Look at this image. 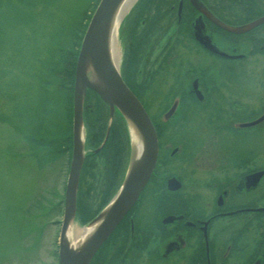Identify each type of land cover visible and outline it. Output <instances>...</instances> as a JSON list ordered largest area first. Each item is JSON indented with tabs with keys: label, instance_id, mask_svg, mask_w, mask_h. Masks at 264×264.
<instances>
[{
	"label": "flooded vegetation",
	"instance_id": "af4514ba",
	"mask_svg": "<svg viewBox=\"0 0 264 264\" xmlns=\"http://www.w3.org/2000/svg\"><path fill=\"white\" fill-rule=\"evenodd\" d=\"M167 1L143 9L147 21L139 22L143 25L135 42L127 35L120 65L123 82L155 129L156 162L137 201L90 264H264V142L260 150L234 151L229 157L223 153L219 163L202 164L197 173L185 164L178 173L166 169L173 154L189 144L186 157L191 161L198 151L222 152L216 137L250 139L253 129L264 132V66L250 68L251 74L238 66L255 58L264 63V23L232 34L188 0ZM198 1L232 27L264 16V0ZM199 16L204 34L225 56L207 51L194 39L191 25ZM243 78L250 83H239ZM255 121V127L243 126ZM192 138L198 139L197 147ZM173 139L179 147L171 149ZM100 156L87 166L90 173L81 170L78 185L79 201L83 179L93 174L100 178L103 199L85 204L93 213L121 171L117 167L106 179L107 159ZM169 180L177 186L170 187Z\"/></svg>",
	"mask_w": 264,
	"mask_h": 264
},
{
	"label": "rangeland",
	"instance_id": "374dc122",
	"mask_svg": "<svg viewBox=\"0 0 264 264\" xmlns=\"http://www.w3.org/2000/svg\"><path fill=\"white\" fill-rule=\"evenodd\" d=\"M138 1L130 7L125 17L131 13ZM91 2L92 0L0 2V264H57L68 165L66 161H59L44 163L39 167L37 158L44 150H32L25 144L23 127L26 119L25 116L18 115L22 108L33 106L34 76L41 61L55 49L56 43L68 41L69 31L78 15L82 10L89 9L88 4ZM129 24L130 17L125 18L119 32L117 30L119 68L124 56ZM154 24L156 27L159 23ZM142 25L137 23L134 26V35L131 36L134 42ZM238 66H243L245 72L251 74V69L262 68L264 63L255 58L247 59ZM238 82L250 83L247 78ZM155 109V105L151 106L149 112L152 113ZM256 123L257 121L243 126L255 127ZM196 132L199 131L196 129ZM253 133L250 139L241 136L232 140L216 137V147L223 149L222 152L200 154L198 151L191 161L186 157L191 147L189 144L187 149L173 154V163L167 164L166 169L178 173L177 169L185 164L186 170L192 169L197 173L203 165L219 163V155L223 156V153L229 157L248 148L260 150L264 142V132L255 128ZM194 141L195 139L192 140ZM169 142V148L179 147L177 139ZM194 143L193 147H197V138ZM206 147L210 146L206 143ZM128 154L129 151L127 158ZM88 172L90 173L86 170L84 174ZM100 183L96 174L83 179L81 203L93 205L98 199H103ZM148 190L149 187L147 196ZM87 225L88 223H81L76 218L68 234L72 236L76 230L81 233ZM78 240L79 236L75 241Z\"/></svg>",
	"mask_w": 264,
	"mask_h": 264
},
{
	"label": "water",
	"instance_id": "95a60500",
	"mask_svg": "<svg viewBox=\"0 0 264 264\" xmlns=\"http://www.w3.org/2000/svg\"><path fill=\"white\" fill-rule=\"evenodd\" d=\"M188 1L196 11L228 33L242 34L264 23L263 16L245 25L232 27L214 18L198 0ZM121 2L122 0H98L83 32L76 55L72 89L71 153L63 193L57 264H90L98 249L137 201L156 162L157 139L154 127L140 102L123 82L118 62L114 63L110 56L109 30ZM125 16L126 14L117 26L116 36ZM200 19L199 16L191 25L194 39L207 51L225 56L210 43L203 32L204 25ZM87 90L94 92L107 106L109 120L114 112L122 117L128 134L129 154L117 190L105 207L82 229L83 239L79 236V240L75 241L76 246L73 247L70 242L71 246L65 243L64 239L66 236L71 237L68 234L69 228L76 219L78 182L86 154L82 109ZM133 132L141 142V154L135 163L132 162ZM173 181L169 180L168 183L174 188L177 184ZM95 223L96 226L90 234L84 235L86 228Z\"/></svg>",
	"mask_w": 264,
	"mask_h": 264
},
{
	"label": "trees",
	"instance_id": "16d2710c",
	"mask_svg": "<svg viewBox=\"0 0 264 264\" xmlns=\"http://www.w3.org/2000/svg\"><path fill=\"white\" fill-rule=\"evenodd\" d=\"M177 1L174 0L173 3ZM97 2L98 0H92L88 4L89 9L82 10L78 15L69 31L68 41L56 43L55 49L41 61L34 76L33 106L22 108L21 114L18 115V117L25 116L26 119V125L23 127L25 144L32 150L42 149V152L44 150L37 158L39 167L50 162L66 161L67 165L69 163L74 64L83 32ZM167 2V0H139L126 17V19L130 17L127 30L128 41L134 35L135 24L141 20L142 22L147 21V18L142 16L143 9L158 3L168 4ZM143 6L145 7L142 8ZM182 21L183 19L178 25H181ZM82 120L85 130L84 147L87 149L81 168L82 172L90 163L94 165L93 158L100 155L107 159L106 179L113 171H117V167L121 166L116 184L110 188L109 192L108 188L107 193L104 192V200L97 210L99 211L115 193L122 180L129 151L128 134L124 121L117 112H114L111 123L107 126V106L90 90L86 91L83 100ZM95 149H98L97 152H93ZM77 203L76 216L79 222L86 223L96 215L97 212L90 211L85 204L80 203V200L77 199Z\"/></svg>",
	"mask_w": 264,
	"mask_h": 264
},
{
	"label": "bare ground",
	"instance_id": "6f19581e",
	"mask_svg": "<svg viewBox=\"0 0 264 264\" xmlns=\"http://www.w3.org/2000/svg\"><path fill=\"white\" fill-rule=\"evenodd\" d=\"M136 0H122V2L119 4L118 6V10L115 14V16L113 17L112 20V24L109 30V38H110V56L112 58V60L114 61V63L118 62V56H119V52H118V47H117V40H116V29L117 26L120 22V20L123 18V16L127 13V11L130 9V7L134 4ZM132 129V128H131ZM134 131V130H132ZM141 142L138 138V136L133 132V140H132V162L135 163L136 161H138V157H140L141 154ZM96 223L93 224L92 226H89L86 228V231L84 232V235H89L90 232L95 228ZM78 236H81L80 231H74L72 236L69 238L68 236L65 237L64 242L65 243H71V245L74 247L76 246V242L75 239H77ZM83 236H81L82 238ZM70 239L72 241H70ZM83 239V238H82ZM81 239V240H82ZM69 243V245H70ZM70 245V246H71Z\"/></svg>",
	"mask_w": 264,
	"mask_h": 264
}]
</instances>
